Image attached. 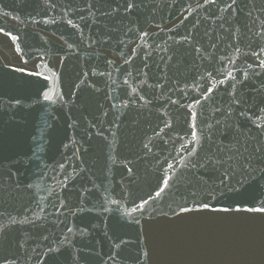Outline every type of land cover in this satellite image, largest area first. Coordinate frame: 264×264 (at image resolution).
I'll use <instances>...</instances> for the list:
<instances>
[{"label": "water", "instance_id": "water-1", "mask_svg": "<svg viewBox=\"0 0 264 264\" xmlns=\"http://www.w3.org/2000/svg\"><path fill=\"white\" fill-rule=\"evenodd\" d=\"M260 207L264 0H0V264H264Z\"/></svg>", "mask_w": 264, "mask_h": 264}, {"label": "snow or ice", "instance_id": "snow-or-ice-1", "mask_svg": "<svg viewBox=\"0 0 264 264\" xmlns=\"http://www.w3.org/2000/svg\"><path fill=\"white\" fill-rule=\"evenodd\" d=\"M12 39H13V40H16L17 37L13 36ZM17 50L19 51V49H17ZM46 98H47V97H46ZM169 167H171V165H170ZM158 195H159V193H158ZM203 207H204V208H208L209 205L204 204ZM185 210H188V209H185ZM237 210H240V209L238 208ZM246 210H247V211L264 212V207H260V208H249V209H246ZM223 211H228V209H223Z\"/></svg>", "mask_w": 264, "mask_h": 264}]
</instances>
